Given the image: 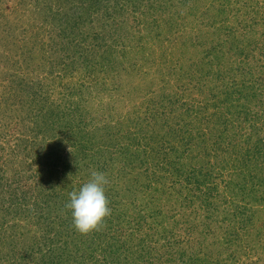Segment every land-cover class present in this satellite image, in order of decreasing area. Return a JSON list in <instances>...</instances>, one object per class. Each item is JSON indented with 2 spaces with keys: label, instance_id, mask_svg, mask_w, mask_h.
<instances>
[{
  "label": "rangeland",
  "instance_id": "374dc122",
  "mask_svg": "<svg viewBox=\"0 0 264 264\" xmlns=\"http://www.w3.org/2000/svg\"><path fill=\"white\" fill-rule=\"evenodd\" d=\"M263 153L264 0H0V264L93 233L94 264H264ZM105 166L81 235L68 193Z\"/></svg>",
  "mask_w": 264,
  "mask_h": 264
},
{
  "label": "clouds",
  "instance_id": "9594fccd",
  "mask_svg": "<svg viewBox=\"0 0 264 264\" xmlns=\"http://www.w3.org/2000/svg\"><path fill=\"white\" fill-rule=\"evenodd\" d=\"M108 183L105 173L90 170L89 179L68 193L65 208L70 211L72 226L79 234L95 231L111 214L105 191Z\"/></svg>",
  "mask_w": 264,
  "mask_h": 264
},
{
  "label": "trees",
  "instance_id": "16d2710c",
  "mask_svg": "<svg viewBox=\"0 0 264 264\" xmlns=\"http://www.w3.org/2000/svg\"><path fill=\"white\" fill-rule=\"evenodd\" d=\"M226 94H228V93H226ZM221 103H226V101H221ZM227 104H228V102H227ZM215 105H217V104H215ZM220 123H222V125L224 124L222 126V128H220L222 131H224V129H226V127L229 125V121L226 120V119H225V122L224 123L223 122H220ZM184 145H187V144L184 143ZM187 146H189V145H187ZM93 153L94 152L91 149L88 150L87 153H86V157L87 156L88 157H90V156L92 157ZM255 153L256 154H259L260 153V150L257 149ZM263 155H264V153H263ZM258 156H260V154ZM91 161H93L92 158H91ZM104 170L108 173V169H107L106 166L104 168L98 169L99 172H103ZM8 209L9 208H7V209L6 208L5 209L2 208V210H3V212L5 214H9L10 213V211H8ZM4 216L5 215H3V217ZM110 216H112V214H110L109 217ZM110 221L111 220L108 219V226H107L108 227V231L110 232L108 248L111 251H109V253H111L114 250H116L117 247L120 244L121 245H125L128 241L132 242V243L129 244V246L135 244V243H133V241H135V238L134 237H131V236L130 237H127L126 236L124 239H121V236L123 235L124 231H123V228H122V225H121V221L120 220L118 222H116V224H114L112 221L111 222ZM123 225H124V223H123ZM134 228L136 229V226L135 225H134ZM136 230L138 231V227H137ZM100 234L104 235L103 232L100 233ZM93 236H95L94 233L91 235V237L87 236V238H85V237L81 238L79 236L77 237L76 243L73 244V246H72L74 248V251H75V253H74V261H75V264H87V262L89 260H91L93 264L96 262L95 259L92 256V252L88 249L89 247L87 246L88 245L87 242L89 241V239L90 240L93 239ZM145 236L146 235L141 234L140 235V238H138V240H139L138 243L139 244L136 247H138L141 251H144V249H147L149 247V244H150L149 241L146 240L147 238H145ZM145 240L148 242L147 244L145 243L146 242ZM59 241H55L56 244H57L56 247H53V248L47 247V249H45V250L43 249V255H44L43 256V264H61L62 262L64 263L65 261L68 260L67 257L69 256L68 254H69V248H70L69 245H70V242L69 241H64L61 244ZM91 243L94 244V242H91ZM60 244H61V246H60ZM253 246H257L256 249H261V242H260V240L259 241H256V243L252 244V246H249V248L251 249V252L254 251V247ZM111 248H113V249H111ZM90 249H92V251H94L95 250V245L93 247H91ZM85 251H88L89 254L88 255H85ZM149 252H151V251H149ZM45 255H46L47 258L45 257ZM31 256H33V255H31ZM233 256H235V254ZM24 257H25V255H24Z\"/></svg>",
  "mask_w": 264,
  "mask_h": 264
}]
</instances>
